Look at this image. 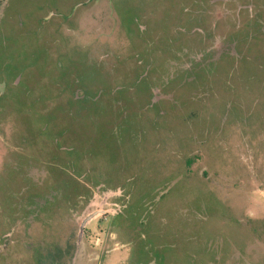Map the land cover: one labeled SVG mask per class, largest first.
Instances as JSON below:
<instances>
[{"label":"rangeland","instance_id":"374dc122","mask_svg":"<svg viewBox=\"0 0 264 264\" xmlns=\"http://www.w3.org/2000/svg\"><path fill=\"white\" fill-rule=\"evenodd\" d=\"M0 264H264V0H0Z\"/></svg>","mask_w":264,"mask_h":264},{"label":"water","instance_id":"95a60500","mask_svg":"<svg viewBox=\"0 0 264 264\" xmlns=\"http://www.w3.org/2000/svg\"><path fill=\"white\" fill-rule=\"evenodd\" d=\"M89 217H87V218H85L84 220H83V222H82V224H81V228L84 226V224H85V222H86V220L88 219Z\"/></svg>","mask_w":264,"mask_h":264},{"label":"trees","instance_id":"16d2710c","mask_svg":"<svg viewBox=\"0 0 264 264\" xmlns=\"http://www.w3.org/2000/svg\"><path fill=\"white\" fill-rule=\"evenodd\" d=\"M249 22H250V21H249ZM253 23H254V22H250V26H252V25H253ZM86 110H87V109H86ZM85 113H87V114H88L89 112H85ZM86 117H87V116H86Z\"/></svg>","mask_w":264,"mask_h":264}]
</instances>
